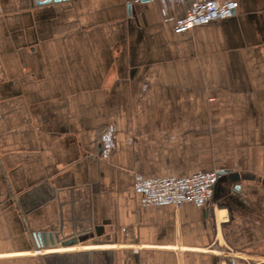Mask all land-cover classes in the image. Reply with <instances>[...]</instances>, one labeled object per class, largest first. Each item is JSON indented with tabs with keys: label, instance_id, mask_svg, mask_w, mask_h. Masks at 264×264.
I'll list each match as a JSON object with an SVG mask.
<instances>
[{
	"label": "crops",
	"instance_id": "0c3cea01",
	"mask_svg": "<svg viewBox=\"0 0 264 264\" xmlns=\"http://www.w3.org/2000/svg\"><path fill=\"white\" fill-rule=\"evenodd\" d=\"M235 1L176 34L160 0H0V264H264V0ZM215 170L205 207L134 190Z\"/></svg>",
	"mask_w": 264,
	"mask_h": 264
},
{
	"label": "built area",
	"instance_id": "2783aa9c",
	"mask_svg": "<svg viewBox=\"0 0 264 264\" xmlns=\"http://www.w3.org/2000/svg\"><path fill=\"white\" fill-rule=\"evenodd\" d=\"M186 0H160L166 21H174L176 34H185L198 27L227 20L236 15L239 3L235 0H193L183 16H174L173 11ZM116 127L109 126L101 138V157L107 159L117 145ZM222 172L215 170L201 172L188 178L163 177L146 179L136 176L134 190L141 198L143 206L173 205L180 208L187 203L200 207L209 204L214 196ZM36 253H41L38 251Z\"/></svg>",
	"mask_w": 264,
	"mask_h": 264
},
{
	"label": "water",
	"instance_id": "95a60500",
	"mask_svg": "<svg viewBox=\"0 0 264 264\" xmlns=\"http://www.w3.org/2000/svg\"><path fill=\"white\" fill-rule=\"evenodd\" d=\"M47 2H52L53 0H46ZM154 0H142L143 3H151L153 2ZM129 14H130V10H129ZM234 193V192H233ZM37 239H41L42 237L45 239V237L48 238V240L50 241V244L55 247L56 246V242L54 241V237L52 234H48L47 236H41V235H36L35 236ZM86 238H79V239H76L74 241H69L67 243H61L59 242V248H66V247H70L73 243H77L78 241H85Z\"/></svg>",
	"mask_w": 264,
	"mask_h": 264
},
{
	"label": "rangeland",
	"instance_id": "374dc122",
	"mask_svg": "<svg viewBox=\"0 0 264 264\" xmlns=\"http://www.w3.org/2000/svg\"><path fill=\"white\" fill-rule=\"evenodd\" d=\"M38 254V253H37Z\"/></svg>",
	"mask_w": 264,
	"mask_h": 264
}]
</instances>
